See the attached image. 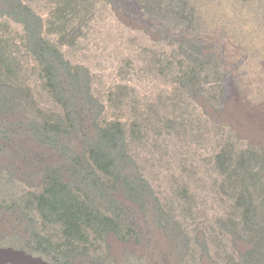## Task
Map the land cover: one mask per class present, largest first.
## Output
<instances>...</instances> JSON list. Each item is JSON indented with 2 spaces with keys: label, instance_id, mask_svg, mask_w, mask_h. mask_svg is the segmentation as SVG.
<instances>
[{
  "label": "rangeland",
  "instance_id": "obj_1",
  "mask_svg": "<svg viewBox=\"0 0 264 264\" xmlns=\"http://www.w3.org/2000/svg\"><path fill=\"white\" fill-rule=\"evenodd\" d=\"M0 104V264H264V0H0Z\"/></svg>",
  "mask_w": 264,
  "mask_h": 264
},
{
  "label": "trees",
  "instance_id": "obj_2",
  "mask_svg": "<svg viewBox=\"0 0 264 264\" xmlns=\"http://www.w3.org/2000/svg\"><path fill=\"white\" fill-rule=\"evenodd\" d=\"M12 12L14 13L15 16H17L18 18L22 19L24 22H26L27 24L28 21L26 20V17H24V15L22 13H20L18 10L11 8ZM26 39L28 41L29 44H33L34 43V39L35 36L33 34V32L31 30H27L26 33ZM44 56V55H43ZM46 57V56H44ZM43 57V58H44ZM46 63H50L52 64V60L47 57L44 58ZM60 85V90H63L64 92L66 91V87H64L62 85V82H59ZM14 108L9 107L8 109L4 106L0 104V110L2 111H10L13 110ZM52 122L54 123L55 127H58L59 124V119L58 118H53ZM117 127L118 124H114L113 127H102V126H97L96 127V136L94 140H89L86 143V152L89 154L90 159L92 160V162H95L96 164H102L104 163L107 168L113 169L114 174L116 175V177L118 179H121L123 184L129 185L132 184L134 181H131L130 177L127 175L123 174V171L126 169L127 165H126V160L125 157L122 156V152H121V145H123V143L121 142V139H119L118 135L119 132H117ZM119 162V163H118ZM120 162L124 167V170L122 171L121 168H119V164ZM74 179H76L75 185H80L82 184L83 180L85 181L84 183V187L85 189L89 190L90 188L93 190V188H95L96 186L87 184L86 180L90 179L88 177V175L85 173L84 175L82 174V176H75ZM79 179V180H78ZM86 179V180H85ZM61 186L62 189H64L66 187V185L64 183H60L59 184ZM134 190H131L130 192H133ZM136 194H139L140 198L143 197V191L141 190V188L138 186L136 189ZM54 264V263H53ZM57 264V263H56Z\"/></svg>",
  "mask_w": 264,
  "mask_h": 264
}]
</instances>
